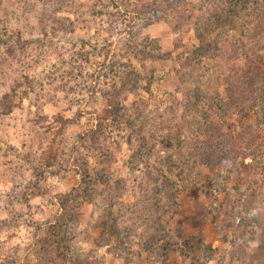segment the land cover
<instances>
[{"label":"rangeland","instance_id":"obj_1","mask_svg":"<svg viewBox=\"0 0 264 264\" xmlns=\"http://www.w3.org/2000/svg\"><path fill=\"white\" fill-rule=\"evenodd\" d=\"M0 264H264V0H0Z\"/></svg>","mask_w":264,"mask_h":264},{"label":"built area","instance_id":"obj_2","mask_svg":"<svg viewBox=\"0 0 264 264\" xmlns=\"http://www.w3.org/2000/svg\"><path fill=\"white\" fill-rule=\"evenodd\" d=\"M213 194H214V196H217L218 195V193L216 191H214Z\"/></svg>","mask_w":264,"mask_h":264}]
</instances>
